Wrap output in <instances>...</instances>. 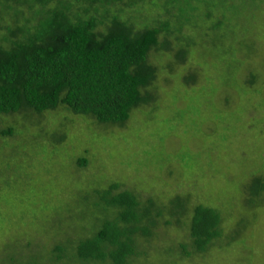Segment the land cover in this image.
<instances>
[{"label": "rangeland", "instance_id": "rangeland-1", "mask_svg": "<svg viewBox=\"0 0 264 264\" xmlns=\"http://www.w3.org/2000/svg\"><path fill=\"white\" fill-rule=\"evenodd\" d=\"M257 18L264 21V8ZM248 28H259L249 40L258 59L253 69L227 60L220 32L212 33L213 46L190 36L201 44L182 64L179 55L151 50L148 62L158 70L141 90L149 100L121 126L96 124L62 106L42 115L25 109L0 115V129L16 130L0 137V259L26 250L29 228L54 237L55 227H80L97 216L94 191L115 180L140 200L154 196L173 208L174 197L187 195L189 206L219 211L224 238L181 264H264V22ZM78 157L86 167L75 165ZM181 223L154 229L142 243L146 257L129 264L178 255V243H189Z\"/></svg>", "mask_w": 264, "mask_h": 264}, {"label": "trees", "instance_id": "trees-1", "mask_svg": "<svg viewBox=\"0 0 264 264\" xmlns=\"http://www.w3.org/2000/svg\"><path fill=\"white\" fill-rule=\"evenodd\" d=\"M263 8L264 0H0V115L21 109L42 115L62 106L90 116L96 124L121 126L131 110L149 100L141 90L158 70L148 62L151 50L163 48L179 55L182 64L184 55L201 44L189 42L190 36L199 35L213 46L218 40L212 33L220 32L227 39L223 52L227 60L253 69L257 52L249 40L257 39L259 28L247 30L263 24L255 20ZM15 131L7 125L0 129V137ZM75 165L86 167L87 162L78 157ZM261 180L252 181L257 187ZM187 200V195L174 197L173 208L154 196L140 200L111 180L94 191L97 216H89L80 227H55L54 237L29 228L36 243L24 240L21 249L26 250L18 258L10 252L0 260L129 264L146 257L142 243L155 234L154 229L182 222L189 243H178V255L170 251L162 257V264H181V258L202 253L225 236L218 210L199 202L189 206ZM153 263L161 264L155 259Z\"/></svg>", "mask_w": 264, "mask_h": 264}]
</instances>
